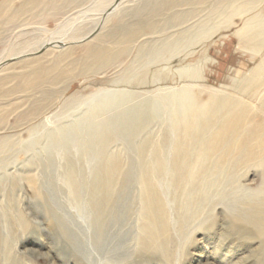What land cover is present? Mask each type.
Instances as JSON below:
<instances>
[{
    "label": "rangeland",
    "instance_id": "obj_1",
    "mask_svg": "<svg viewBox=\"0 0 264 264\" xmlns=\"http://www.w3.org/2000/svg\"><path fill=\"white\" fill-rule=\"evenodd\" d=\"M27 1L0 0V60L63 42L0 67V264H264V0Z\"/></svg>",
    "mask_w": 264,
    "mask_h": 264
},
{
    "label": "bare ground",
    "instance_id": "obj_2",
    "mask_svg": "<svg viewBox=\"0 0 264 264\" xmlns=\"http://www.w3.org/2000/svg\"><path fill=\"white\" fill-rule=\"evenodd\" d=\"M115 1L116 0H109L107 3H104L102 5V7H101V12L102 13L104 11L106 12L109 8H112V6H115V4H114ZM191 1H193V0H167V1H162V2H159V3L153 4L152 7H150V13L152 15H156L157 13H159L162 10V8L165 5H168V4L170 5V4H173V3L174 4L175 3H182V2L189 3ZM27 2H28L27 4L30 5V6L29 7H26L23 10H21L22 12H26V11L32 9V8H36V6H40L39 4H41L42 1L41 0H28ZM42 3H44V1ZM55 3H57V1ZM116 7H117V5H116ZM115 8H113V9H115ZM7 12H8V10H7ZM9 14H12V13H9ZM6 15L7 14H5V16ZM13 15H14V13H13ZM101 15H100V17H101ZM111 15H113V11H112V13L111 12L108 13V15L105 18V21L108 20V18ZM2 18H4V15H3ZM99 21H100V18H99L98 21H96L97 23L94 26V28L92 27L93 29L90 30L85 36H83L82 39L87 38L89 35H91L93 33V30L96 28V26L98 25ZM157 25H156L155 20H153V19H149V18H147V19H141V20L139 19V22L136 25H131V26H127V27L121 26V25H117L114 28V31L110 35H103V34L102 35L99 34L97 36L95 35L96 36L95 37V40H97V43L85 45V48H86L85 49L86 50V56H85L86 63H85V68L100 67V66L104 65L105 63H107L109 60H114L117 56H119L121 54L119 52H114V53L111 52L110 53V49H109V47L107 45L110 44V42L113 40V38L116 37L115 39H117L119 37H122L121 39H123L125 42L129 43V42L133 41L138 36V34H140V32H143L145 30H153L154 28H156ZM61 33H63V31H61ZM53 36H54V38L56 37L55 35H53ZM51 41H55V42L56 41H58V42L59 41H62L63 42V40H56V39H52V40L50 39L49 41H45V42L42 41L43 44H41L35 50H29L31 48H29V49L26 48V49H22V50L16 51L14 53L12 52L13 53L12 54V57H10L9 55L8 56L10 58L8 56H4V57H8V58H5L3 60H0V63L3 62V61H5V60H7V59H11V58H14V57H18V56H21V55H24V54L38 52L45 44H48ZM33 49H34V47H33ZM82 56H84V54ZM82 58H84V57H82ZM187 125H190L191 128H192V125L191 124L187 123ZM190 126H189V128H190ZM231 130H234L235 131L234 128L231 129ZM118 169H119L118 163L116 165L112 166V169H110V172H111L110 175H111V177H112L113 173H115V172L118 171ZM151 200H152V202H154L156 199L154 197H152ZM149 214H150V224L153 225V226L152 227L151 226L150 227L148 226L147 229L152 234V236L155 239H157L158 238V235H159V232H160V227H157L156 224L158 222H160L159 224L161 226V223L163 222L162 210L161 209H156V210H153V211L152 210H149ZM240 220L241 219H239L238 221H240ZM244 221H245V223L251 225L254 228L253 232L257 236L264 238V210H261L259 208L252 209L250 215L247 218H245Z\"/></svg>",
    "mask_w": 264,
    "mask_h": 264
},
{
    "label": "water",
    "instance_id": "obj_3",
    "mask_svg": "<svg viewBox=\"0 0 264 264\" xmlns=\"http://www.w3.org/2000/svg\"><path fill=\"white\" fill-rule=\"evenodd\" d=\"M44 47H45V46H44ZM44 47H43L42 49H44ZM37 53H39V52H37ZM37 53L24 54V55H21V56H18V57H14V58H11V59H8V60H5V61H3V62L0 63V67L3 66V65H5V64H7V63L10 62L11 60L13 61V60H17V59L25 58V57H28V56H30V55H35V54H37Z\"/></svg>",
    "mask_w": 264,
    "mask_h": 264
}]
</instances>
